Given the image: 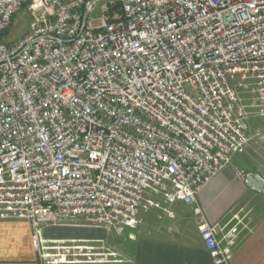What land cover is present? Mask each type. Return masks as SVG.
<instances>
[{
	"label": "built area",
	"instance_id": "2783aa9c",
	"mask_svg": "<svg viewBox=\"0 0 264 264\" xmlns=\"http://www.w3.org/2000/svg\"><path fill=\"white\" fill-rule=\"evenodd\" d=\"M99 1L0 0V217L29 222L46 260L61 248L44 226L97 219L121 237L181 202L231 264L236 229L220 240L197 195L250 145L247 109H264V0H104L94 17Z\"/></svg>",
	"mask_w": 264,
	"mask_h": 264
},
{
	"label": "crops",
	"instance_id": "0c3cea01",
	"mask_svg": "<svg viewBox=\"0 0 264 264\" xmlns=\"http://www.w3.org/2000/svg\"><path fill=\"white\" fill-rule=\"evenodd\" d=\"M251 134L254 139L246 152L233 156L197 195L206 221L217 228L220 240L226 242L230 231L236 229L231 264H264V193L248 184L252 175L264 179V134ZM179 206L187 208L176 202L170 206L172 218L160 219L157 215L162 224L143 225V221L136 230L126 229L121 237L104 227H94L97 224L90 219V226L82 222L44 226L42 239L46 246H59L62 252H68V261H75L61 264H214L199 236L192 211L187 208L188 214L183 216L176 211ZM143 214H160V211ZM32 236L29 222L0 217V264H47ZM89 247L115 252L122 256V261L113 262L112 257L104 259L105 256L96 262L77 261L76 257H84L74 254H85Z\"/></svg>",
	"mask_w": 264,
	"mask_h": 264
},
{
	"label": "rangeland",
	"instance_id": "374dc122",
	"mask_svg": "<svg viewBox=\"0 0 264 264\" xmlns=\"http://www.w3.org/2000/svg\"><path fill=\"white\" fill-rule=\"evenodd\" d=\"M105 2L106 1H104V0H101V1L98 2L97 6H96V9H95V11L93 13L94 17L102 16L103 7L105 5ZM31 22H32V17H30V14L28 13L27 8L24 7L14 17L10 28L8 29V31L4 35L3 42L7 43L10 46V45H13L14 43H16L18 40L22 39L28 33L29 25H30ZM251 104H253V103H250L248 105H251ZM247 110H248V124H249L250 133L251 132L252 133L261 132L262 134H264V109L259 108V107H249ZM253 139H254V136L252 135V140ZM164 208H166V206ZM168 208H170V207H168ZM176 208H175L176 211L178 210L183 216H186V214H188L187 208L180 207V206L176 207ZM188 210H190V209L188 208ZM157 215H160L159 216L160 219L161 218H165V217L166 218H171V217H168L165 214H163L162 211H160V214H149V215H146V214L142 213L140 215V219H141L142 222L144 221L143 225H147L148 223L149 224H154V225L162 224V221L158 220ZM163 224H166V223L163 221ZM176 224H178V223L176 222ZM141 225H142V223H141ZM104 252L108 253L106 250L105 251H102V250H99V251L96 250L95 251L93 249H91V250L86 249V250H84L83 253H85V254H93L94 255V254H104ZM44 253L47 256L50 255L48 258H46V261H50V262H59L60 259H61V256H59V255L68 254V252H62L60 249H50V250L44 251ZM98 258H100V257H96V258L94 256L84 257V258L76 257V260L79 261V259H84L85 261H92V260H96ZM109 258H111V257L110 256H105L104 259H109ZM111 259L114 260V259H118V258L117 257L116 258L112 257Z\"/></svg>",
	"mask_w": 264,
	"mask_h": 264
},
{
	"label": "water",
	"instance_id": "95a60500",
	"mask_svg": "<svg viewBox=\"0 0 264 264\" xmlns=\"http://www.w3.org/2000/svg\"><path fill=\"white\" fill-rule=\"evenodd\" d=\"M248 184L253 189L259 190L264 193V179L258 175H252L248 179Z\"/></svg>",
	"mask_w": 264,
	"mask_h": 264
},
{
	"label": "trees",
	"instance_id": "16d2710c",
	"mask_svg": "<svg viewBox=\"0 0 264 264\" xmlns=\"http://www.w3.org/2000/svg\"><path fill=\"white\" fill-rule=\"evenodd\" d=\"M115 10H116V11H119V5H114V6H112V7L109 9V11H111V12H112V11H115ZM5 34H6V33H5ZM5 34H4V35H5ZM4 35H3V37H4Z\"/></svg>",
	"mask_w": 264,
	"mask_h": 264
},
{
	"label": "bare ground",
	"instance_id": "6f19581e",
	"mask_svg": "<svg viewBox=\"0 0 264 264\" xmlns=\"http://www.w3.org/2000/svg\"><path fill=\"white\" fill-rule=\"evenodd\" d=\"M91 220H93L97 224V219H91Z\"/></svg>",
	"mask_w": 264,
	"mask_h": 264
}]
</instances>
